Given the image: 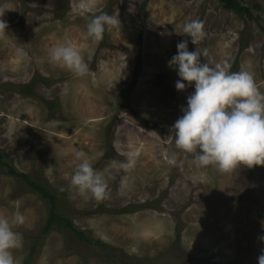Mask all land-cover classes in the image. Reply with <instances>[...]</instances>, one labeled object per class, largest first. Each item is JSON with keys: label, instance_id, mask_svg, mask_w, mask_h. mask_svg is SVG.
Wrapping results in <instances>:
<instances>
[{"label": "rangeland", "instance_id": "1", "mask_svg": "<svg viewBox=\"0 0 264 264\" xmlns=\"http://www.w3.org/2000/svg\"><path fill=\"white\" fill-rule=\"evenodd\" d=\"M240 1L250 16L219 0H0L8 22L0 35V215L25 217L16 226L19 264H257L264 165L197 168L170 127L194 90L188 82L176 89L167 64L181 40L206 48L202 61L252 72L264 91V0ZM100 11L116 13L120 26L96 41L86 25ZM193 17L206 32L197 45L183 32ZM58 43L76 47L88 73L77 77L51 61ZM31 81L35 95L20 93ZM77 150L105 175L107 199L70 187ZM121 161L129 167L118 168ZM9 164L55 189V210L89 241L56 224L43 234L51 202L9 174Z\"/></svg>", "mask_w": 264, "mask_h": 264}, {"label": "clouds", "instance_id": "2", "mask_svg": "<svg viewBox=\"0 0 264 264\" xmlns=\"http://www.w3.org/2000/svg\"><path fill=\"white\" fill-rule=\"evenodd\" d=\"M109 25L120 26L118 15L100 11L90 17L85 35L99 41ZM7 28L8 22L0 18V35ZM183 32L197 45L206 36L204 20H187ZM176 49L167 61L179 77L175 88L182 90L188 82L194 90L186 97V106H181L182 115L170 126L175 145L192 154L197 168L214 165L221 172H229L238 165H264V91L258 88L253 73L232 71L227 62L202 61L207 49L196 46L189 50L187 40L177 42ZM48 55L77 77L89 71L88 63L71 44L58 43ZM75 157L79 162L70 176V187L80 194L90 193L97 201L107 199L110 190L105 175L93 167L92 158L83 151H75ZM129 163L121 161L118 168L127 169ZM24 221L19 210L10 217L0 215V264H19L13 250L22 246L23 236L16 226ZM259 239L264 241V235ZM257 264H264V249Z\"/></svg>", "mask_w": 264, "mask_h": 264}, {"label": "trees", "instance_id": "3", "mask_svg": "<svg viewBox=\"0 0 264 264\" xmlns=\"http://www.w3.org/2000/svg\"><path fill=\"white\" fill-rule=\"evenodd\" d=\"M219 1L222 3V5H223L224 8L233 11L234 13L238 14L241 17H244V15L250 16V9L247 6L243 5L240 0H219ZM239 43H240V47L241 48L245 44V42H244L243 39H240V42ZM42 80H44L46 82L45 79H42ZM33 83L34 82L31 81L30 84L20 87L19 88V92L20 93H23V94H27V95H35L34 94V91H32V84ZM48 106H50V104H48ZM7 166H8L7 172L9 174H13V175L22 177L26 181V183L30 186L31 190H33L35 192H38L41 196L47 197L50 200L51 205H50V208H49V214H48L46 223L44 224V226L42 228V233L43 234H45L46 232H48L50 230V228L53 226V224H56V225H61L64 229H67V230L71 231V233L76 238H78L80 240L89 241L82 234V232L79 231L71 223L70 219H68L67 217H65L64 215L58 213L55 210V198H56V195L54 193L55 192L54 191L55 189L48 190L46 187H44L41 184H39V182H36V181L32 180L26 173H21V172L16 171L10 164L7 165ZM122 210L123 211H126V210L128 211L129 209L127 207V208H123ZM176 235H177L176 238L178 240L179 233L177 232ZM38 236L39 235H35V236H32L31 237L33 239V241H34L33 242L34 245H31L30 253L28 255V259H30L31 256H32L33 250H34V248L36 246V243L38 241ZM35 240H37V241L35 242ZM95 242L98 243V244H101L102 243V242H99L98 240H96ZM194 260L195 259L190 258V260L188 259L186 261V264H206V263L203 262L202 259H200L197 262H194ZM210 264H215V263H210Z\"/></svg>", "mask_w": 264, "mask_h": 264}]
</instances>
